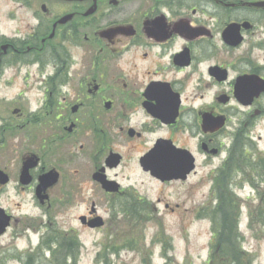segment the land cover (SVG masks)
Wrapping results in <instances>:
<instances>
[{
  "label": "flooded vegetation",
  "instance_id": "af4514ba",
  "mask_svg": "<svg viewBox=\"0 0 264 264\" xmlns=\"http://www.w3.org/2000/svg\"><path fill=\"white\" fill-rule=\"evenodd\" d=\"M259 126L264 0H0V264H78L109 212L149 220L131 175L162 186L205 168L209 217L218 190L249 183Z\"/></svg>",
  "mask_w": 264,
  "mask_h": 264
},
{
  "label": "rangeland",
  "instance_id": "374dc122",
  "mask_svg": "<svg viewBox=\"0 0 264 264\" xmlns=\"http://www.w3.org/2000/svg\"><path fill=\"white\" fill-rule=\"evenodd\" d=\"M256 132L262 136V141L257 144L258 149L264 152V130L257 127ZM120 169V168H119ZM205 168L200 169L197 176H192L187 183H173L162 185L150 181H144L139 185L141 179L132 176V179L125 183H135L139 192L155 204L157 212L149 220H133L131 217L120 218L112 216L109 212V237L104 231L81 232L84 244L87 249L93 252H82L78 264H103L98 261L106 255L103 251L105 246L116 243L117 246L122 240L128 242L135 241L136 250L127 247L120 248L118 255H110L109 264H203L207 258V253L211 241V223L208 218H198L196 210L205 206L211 195L209 185H198L199 175L205 172ZM127 175L125 170L120 172V176ZM260 194L250 184L244 183L242 187L235 188L239 205L238 233L242 245L241 253L234 256L237 264H264V230L260 229L255 222L250 227L249 212L258 207L260 197L264 196V181L258 187ZM6 197V196H5ZM163 199L162 203H157L156 199ZM9 208L13 209L11 201L23 200V197L13 195L9 190ZM11 200V201H10ZM25 210L30 212V202L27 198ZM164 202L174 207L171 212L164 207ZM199 208V209H200ZM152 211V210H151ZM36 213V212H35ZM116 215V214H115ZM60 223L63 222L62 214L58 215ZM33 247L37 244L36 236L32 237ZM10 242L9 234L0 238V245ZM95 242L97 243L95 248ZM25 239L17 242V248L23 249L28 245ZM94 246V248H91ZM164 251L166 254H164ZM8 264H19L10 259ZM48 264V263H46ZM210 264H220L214 259Z\"/></svg>",
  "mask_w": 264,
  "mask_h": 264
},
{
  "label": "trees",
  "instance_id": "16d2710c",
  "mask_svg": "<svg viewBox=\"0 0 264 264\" xmlns=\"http://www.w3.org/2000/svg\"><path fill=\"white\" fill-rule=\"evenodd\" d=\"M243 162L242 178L247 177V181L260 194L258 187L264 181V155H258L253 158H247ZM218 201L215 206L209 208L207 214L211 221V230L213 233V245H215V252L210 256L211 260H215L220 264H237L234 256L241 253L242 245L240 243V235L238 233L239 221V205L236 195L232 194L230 189H221L217 191ZM146 212L148 206L145 205ZM250 227L253 222L258 224L264 230V196L260 197V204L257 208L249 212ZM127 247L131 250H136V243L132 239L128 242L122 240L119 246L112 243L105 246L104 251L106 255H99L98 261L103 264H109L108 256L114 254L118 255L120 248ZM138 249V248H137ZM164 254L166 252L164 251Z\"/></svg>",
  "mask_w": 264,
  "mask_h": 264
},
{
  "label": "water",
  "instance_id": "95a60500",
  "mask_svg": "<svg viewBox=\"0 0 264 264\" xmlns=\"http://www.w3.org/2000/svg\"><path fill=\"white\" fill-rule=\"evenodd\" d=\"M104 184V183H103ZM105 188H107L108 187V185H103ZM117 186H118V184L117 183H115V182H111V181H109V191H116L117 190ZM6 219H8V218H6ZM99 222V221H98ZM7 224V221H4V223H3V228H4V226ZM3 228L1 229V232H0V234L3 232Z\"/></svg>",
  "mask_w": 264,
  "mask_h": 264
}]
</instances>
